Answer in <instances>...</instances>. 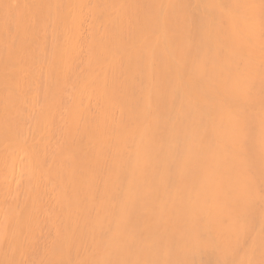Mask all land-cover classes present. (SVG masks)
Masks as SVG:
<instances>
[{
	"label": "bare ground",
	"instance_id": "1",
	"mask_svg": "<svg viewBox=\"0 0 264 264\" xmlns=\"http://www.w3.org/2000/svg\"><path fill=\"white\" fill-rule=\"evenodd\" d=\"M0 264H264V0H0Z\"/></svg>",
	"mask_w": 264,
	"mask_h": 264
}]
</instances>
